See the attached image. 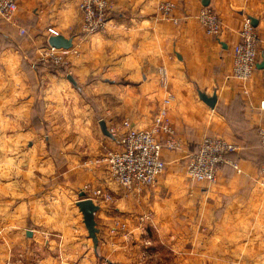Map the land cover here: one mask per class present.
Masks as SVG:
<instances>
[{
	"label": "crops",
	"instance_id": "1",
	"mask_svg": "<svg viewBox=\"0 0 264 264\" xmlns=\"http://www.w3.org/2000/svg\"><path fill=\"white\" fill-rule=\"evenodd\" d=\"M108 1L105 30L82 38L60 66L40 56L45 27L75 43L69 33L81 21L79 0H17L18 22L31 23L23 35L0 19V264H149L141 255L148 249L144 242H153L152 251L179 242L189 221L187 237L194 242L195 231L208 244L207 233L238 231L248 215H257V261L251 264H264L258 134L264 128V67L245 83L231 76V49L244 17L256 23V64L264 58V0H169L176 4L177 24L157 9L166 0ZM203 6L218 13V36L198 24ZM198 91L216 95L213 108ZM169 94L168 116L182 148L174 155L164 151V158L177 161L203 136H221L236 145L229 158L241 168L221 166L214 183L174 177L181 190L172 207L160 197L171 176L160 174L154 185L127 192L101 159L121 147L109 125L128 119L149 126ZM96 187L107 188L115 201L91 198ZM83 197L99 206L96 246L76 205ZM187 214L190 220L183 219Z\"/></svg>",
	"mask_w": 264,
	"mask_h": 264
},
{
	"label": "built area",
	"instance_id": "2",
	"mask_svg": "<svg viewBox=\"0 0 264 264\" xmlns=\"http://www.w3.org/2000/svg\"><path fill=\"white\" fill-rule=\"evenodd\" d=\"M78 6L82 11L80 28L83 34L91 35L105 30L111 8L107 0H80ZM17 9V0H0V19L10 26L17 27L18 32L23 35L26 30L18 24ZM157 9L174 24L179 22L173 1H161ZM195 18L206 34H220L221 19L213 8L201 7ZM47 32V38L59 34V31L51 26L47 28ZM238 35L239 39L231 49V76L245 83L256 68L257 45L260 39L248 17L243 18ZM77 47L78 44L72 43L68 49L55 48L48 44L47 39V44L40 49V56L60 66L66 63L64 54L69 51L76 53ZM160 83L166 85L164 76L161 77ZM170 99V94L163 99V104L147 127H136L128 119H123L118 127L109 128V132L117 138L121 147L108 150L101 159L107 166L109 177L127 192L154 185L165 168L163 152H173L182 145L168 116L167 106ZM260 107L264 108V100L260 102ZM258 134L264 154V128H259ZM235 150L236 145L221 136H203L197 149L187 155V177L193 181L214 183L221 166L225 164L240 172L239 163L229 158V154ZM259 176L261 183L264 181V158L259 167ZM84 189L87 191L88 186L85 185ZM91 195L96 201L110 202L114 199L112 192L107 188H93Z\"/></svg>",
	"mask_w": 264,
	"mask_h": 264
},
{
	"label": "rangeland",
	"instance_id": "3",
	"mask_svg": "<svg viewBox=\"0 0 264 264\" xmlns=\"http://www.w3.org/2000/svg\"><path fill=\"white\" fill-rule=\"evenodd\" d=\"M79 2H78V5H79ZM78 5H77V9H79L81 20H82V11ZM108 17H109V12H108ZM19 23L20 22H18V24ZM78 23L79 24H76L77 31L74 30L76 28V25H75L72 28H70L71 32L69 34L73 35L71 37L76 38V40H78V41L75 40V44H78L79 46L78 42L87 35L83 34L81 31V28H80L81 21H79ZM20 24L26 31H28L29 26H31V23H25V24L20 23ZM26 25H28V27ZM9 27L16 28L18 30L17 27L10 26V25ZM48 27L49 26L45 27L46 31ZM34 30L36 29L34 28ZM156 112L157 111H154V115ZM121 121H119L118 123H121ZM119 125L120 124L112 123L111 125H109V128L118 127ZM181 148H182V145L179 149L173 152H168L167 154L174 155V153H178V151H180ZM189 153L190 151H188L186 155L184 156L177 157L178 159L177 161L172 156H170V159L164 158L165 168L162 174L171 176V178L169 179L171 182L168 185H166V187H164V190L162 191L163 194H160V197L168 199V200L163 199L166 206L168 207L173 206L175 193L180 192L181 190L180 189L181 186L178 185L179 183H175L172 181L173 178L175 177L178 180V178L182 176H185V175L187 176L186 164H187V159H188L187 155ZM54 157L58 160L57 155ZM39 174L42 175V173H39ZM114 201L115 199L112 200V202ZM70 202H71V205L75 206L73 199ZM97 202L103 203L104 201L99 200ZM112 202L110 201L109 203H112ZM104 203H107V201H105ZM126 217L128 216H125L124 218ZM159 217L164 219L163 215L162 216L160 215ZM183 217H184L183 219L190 220L189 214ZM170 218H171V222H173L174 216H172V214ZM152 224H153L152 221H150V219H147L146 225H148L149 227H152ZM187 228L188 230H183V234H185V232L188 233V234H185L186 238L185 236H183V239H180L181 241L177 239V241L179 242H175L174 243L175 245L170 244V242H165L166 245L160 250L152 251L151 246L153 242H144V245L149 250L144 249V251L141 252V255L143 256V260L146 257H148L150 259L149 264H176L177 257H180V260H182V264H192L193 261H195L196 264L198 263L204 264L205 262H208L206 261V258L208 256L209 258L213 257V261L215 260L216 263L218 262V264H223L222 261H224V264H251L252 260L253 262L257 261V215H253V216L248 215L245 220V224L243 225V228L238 231H233V232L217 231V232L207 233L206 235L207 237H209L208 244L207 242H200V240L202 241L203 239H200L199 236H197V232L195 231H194V235L192 238L194 240L193 242L191 238L187 237L190 231L189 221H187ZM154 229H155V226H154ZM231 236H236V237H231ZM149 238L154 240L151 235ZM158 240H155V241H158Z\"/></svg>",
	"mask_w": 264,
	"mask_h": 264
},
{
	"label": "water",
	"instance_id": "4",
	"mask_svg": "<svg viewBox=\"0 0 264 264\" xmlns=\"http://www.w3.org/2000/svg\"><path fill=\"white\" fill-rule=\"evenodd\" d=\"M205 3V2H204ZM253 26H255V20L249 17ZM48 44L55 47V48H62L68 49L72 45V41L70 39L64 38L61 34L52 35L48 38ZM256 67L261 68L264 67V58L259 64H256ZM198 97L201 99L205 104H207L210 108L214 107L216 101V95L213 93L211 95L206 94L205 92L198 91ZM101 128L103 132L107 133L105 128V124L103 121L100 122ZM76 205L79 207V210L82 213L83 222L87 229L88 236L91 238L94 246L97 245L98 238H97V227L96 221L94 218V213L98 210L99 206L95 204L91 198L83 197L76 201Z\"/></svg>",
	"mask_w": 264,
	"mask_h": 264
}]
</instances>
